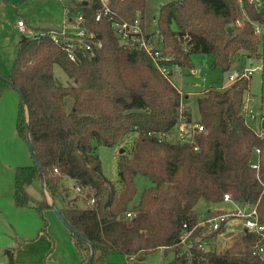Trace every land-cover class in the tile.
I'll return each mask as SVG.
<instances>
[{"label":"trees","instance_id":"16d2710c","mask_svg":"<svg viewBox=\"0 0 264 264\" xmlns=\"http://www.w3.org/2000/svg\"><path fill=\"white\" fill-rule=\"evenodd\" d=\"M81 5L86 25L103 41L97 54L72 62L50 39L48 28L36 29L32 36H22L26 46L20 48L11 73L1 74L0 88L11 86L23 92L29 130L21 97L18 130L25 139L31 138L53 202L93 244L91 264H112L107 258L112 250L138 259L159 248L174 252L171 260L161 264H264L260 251L264 250V132L260 136L243 113L251 77L204 90L198 98V122L204 130L195 134L192 144L170 140L168 135L182 115L193 121L188 96L150 55L120 43L107 18L96 19L97 3ZM110 5L122 19L140 14L145 26L147 0H111ZM156 22L162 59L169 57L162 63L168 65L193 69L191 55L200 52L213 54L214 66L228 70L240 55L259 58L264 53V0H171L161 6ZM257 26L262 33H256ZM55 65L66 74L65 80L56 75ZM132 134L128 147L125 142ZM95 142L123 145L117 180L104 174ZM255 147L260 148L258 154ZM258 159L257 171L252 164ZM15 171V204L34 207L43 220L39 232L47 233L44 211L52 207L46 199H33L28 190L34 184L43 189L38 167L33 161ZM137 174L151 185L131 206ZM68 180L80 186L87 198H94V204L78 205L79 197ZM225 193L241 202L258 203L263 228L243 229L224 250L207 246L208 233L203 235L198 228L195 235L201 239L185 247L183 224L192 227L214 213L197 212L199 199L219 203ZM70 233L85 264L91 247Z\"/></svg>","mask_w":264,"mask_h":264},{"label":"rangeland","instance_id":"374dc122","mask_svg":"<svg viewBox=\"0 0 264 264\" xmlns=\"http://www.w3.org/2000/svg\"><path fill=\"white\" fill-rule=\"evenodd\" d=\"M169 1L171 0H147V8L144 14L147 31L156 28V20L158 19L160 8ZM68 2L69 0H65L66 4ZM65 3L62 0H0V75L9 74L13 70L16 57L22 47V36H32L37 27L62 28L65 19ZM75 15V12L72 13V16L75 17ZM19 20L25 22V29L19 28ZM262 32L263 30L260 33ZM191 60L194 68H181L178 72L174 71L173 81L183 94L186 93L188 96V109L191 112L193 121L200 119L198 98L204 90L212 86L225 88L232 85L234 81L230 80V73L236 69H243L249 66L255 67V70L250 76V86L245 94V99L250 94L249 107L255 111L261 106L264 109V53L259 58H249L245 55H240L228 70H223L221 66H214V56L211 53H193ZM54 69L56 75L62 80L66 79L67 76L59 65H55ZM19 112V91L11 86H7L3 90L0 88V196L3 198L0 199V206L5 207L8 206L7 197L13 195L16 167L33 164L27 139L18 130ZM246 121L255 130L259 129L260 124L258 121L250 119H246ZM176 129L174 127L172 133H169L168 138L170 140L179 141L175 134ZM133 139L134 135L132 134L126 140L125 145L130 147ZM94 144L96 152L102 161L104 174L109 179L117 180L118 158L121 149L124 148L123 145L107 146L96 142ZM135 182L136 194L130 204L131 206L139 202L143 190L151 185V182L142 174L136 175ZM28 190L33 199L42 198L39 184L30 186ZM47 194L50 200L49 193L47 192ZM233 205L234 203L230 201L222 200L219 203H215L208 201L205 197H201L196 204V210L199 213H204L211 208L214 213L210 216H214L219 211L216 210L219 209L218 207H223L227 210L232 208ZM51 211H44V216L49 223L47 233H42L38 230L42 226V217L36 209L33 213L36 215L34 217L38 225L37 223L35 225V220L34 226L27 225V222H32L33 218L24 217L22 219L25 220L27 226L35 230L34 237L23 251L28 252L29 256L36 260L34 264H81L75 246L70 240V229L57 214L54 215L55 220L53 222L50 217ZM228 223L230 225L227 224L228 226L223 231V233L226 232L225 234L219 236L218 234L209 235L208 233L207 239L204 240L207 246L214 247L217 250H224L232 246L242 233L244 220L235 217L231 218ZM52 239H54V242ZM9 241L12 242L13 246L16 244L13 239ZM3 244H5V241L2 240V235H0V259L4 257L10 261V255L7 253L10 247H3ZM33 248L35 253L32 251ZM262 256L264 257V250ZM173 257V251L166 252L165 249L159 248L142 259H127L124 254L116 250H112L107 258L112 264H161L164 261L171 260Z\"/></svg>","mask_w":264,"mask_h":264},{"label":"built area","instance_id":"2783aa9c","mask_svg":"<svg viewBox=\"0 0 264 264\" xmlns=\"http://www.w3.org/2000/svg\"><path fill=\"white\" fill-rule=\"evenodd\" d=\"M65 3V0H62ZM111 0H69L68 4H64V14L65 19L63 21V26L60 29L51 28L48 30L47 34L50 39L65 52L66 56L72 62L78 63L81 61L82 57H94L97 52L103 46V41L98 37L96 32L90 29L86 25V18L84 15V10L82 8L83 3L87 4L89 2H95L99 5V11L96 15V19L100 20L107 18L111 22V26L119 39L120 43L131 47L132 49H138L146 52L152 58L156 67L172 82L174 71H180L181 67L179 65H168L162 63L163 60L169 59V57L162 59L161 52L159 50L160 43L162 42V37L159 33L153 31H147L145 26L142 24V17L137 14L134 19H122L117 15V13L112 9L110 5ZM249 3H255L256 0H247ZM75 12V17L72 13ZM18 26L22 30L25 29L26 25L23 20L18 21ZM262 28L257 26L256 32L260 33ZM44 33V32H41ZM255 70V67H245L243 69H236L230 73V80L234 82L250 77ZM176 85V84H175ZM250 97L248 96L243 105V113L246 119L256 120L259 122V129H256L257 133L262 136L263 129L262 124L264 121V109L261 106L258 110H253L249 107ZM184 107V105L182 106ZM176 132L179 141L183 143L192 144L195 142V134L198 131L204 130V126L198 121L188 122L184 119V115L181 116V120L176 126ZM194 148L197 150L198 146L195 145ZM254 152L258 154L260 152L259 147L254 148ZM252 168L257 171L260 168V160L258 159L252 164ZM57 171V169H55ZM73 189L79 200L85 205L91 206L94 204V198H87L85 192L80 186H74ZM87 200V202H86ZM224 201L233 202L232 208L225 210L224 208H219L218 214L208 217L207 219L200 220L198 223L189 226L187 222L183 224L181 232V243L190 248L194 245V242L201 239L200 235H195V231L200 228L202 234L212 233L214 231L221 232L222 229L228 224L231 218H241L244 220L243 229L251 231H259L263 226L259 222L258 214V203L251 202H241L235 200L230 193L224 194ZM128 216L132 215V212L127 213ZM206 242V241H205ZM263 251V248H260Z\"/></svg>","mask_w":264,"mask_h":264},{"label":"crops","instance_id":"0c3cea01","mask_svg":"<svg viewBox=\"0 0 264 264\" xmlns=\"http://www.w3.org/2000/svg\"><path fill=\"white\" fill-rule=\"evenodd\" d=\"M42 28H47V27H37L36 29H42ZM48 29H51V28H48ZM154 29H151L149 31H153ZM249 67H252V66H249ZM248 96H250V94ZM194 122H196V121H194ZM67 183L69 184V186L73 185L72 180H68ZM14 187H15V184H14ZM39 187H40V191L42 193V198L38 199V200L46 199L45 196L43 195V192H44L43 189H41L40 185H39ZM14 189L15 188H13V195L12 196L10 195L6 199L8 206L7 207L0 206V235H2V240L5 241V244H3V247H10L9 248L10 250H7V253L10 255V261L5 259L4 257H2V259H0V264H14V263H17V264H34V262L36 260H33V258L29 256V253L24 252L23 249H26V245L29 244V242H31L32 238L34 237L33 236L34 231H35L34 228L29 227L27 225H31V226L33 225L34 226V220H35V225H36V223L38 225V222L36 221V219L34 217L36 215H35V213H33V211L35 209H34V207H19V206H17L15 204V200H14ZM0 199H3V198L0 196ZM47 201H48V203L50 201H52L51 196H50V200L48 198ZM78 205H84V203L79 200ZM218 208H220V207H218ZM221 208H223V207H221ZM195 209H196V206H195ZM46 210H52L50 217L52 218V220L54 222V220H55L54 215L56 214L55 211L52 208H48ZM211 210L212 209L209 208L207 211H211ZM24 217L33 218V220H32V222H27V225H26L25 220H22ZM42 223H43V220H42ZM226 226H228V225H226ZM225 227L222 229L221 232L218 233L219 236L226 233V232L223 233ZM40 228H41V226H40ZM48 235H50V234H48ZM10 239L15 240L16 244L14 246H13V244H11L12 242L9 241ZM52 240L54 242V239H52ZM70 240H71V236H70ZM162 249H164V248H162ZM32 251L35 253L34 248L32 249ZM76 252H77V250H76ZM78 256H79V254H78ZM79 258H80V256H79ZM127 259H133L134 260L136 258H133V257L128 258L127 257ZM80 261L82 264L81 258H80Z\"/></svg>","mask_w":264,"mask_h":264},{"label":"water","instance_id":"95a60500","mask_svg":"<svg viewBox=\"0 0 264 264\" xmlns=\"http://www.w3.org/2000/svg\"><path fill=\"white\" fill-rule=\"evenodd\" d=\"M229 29H231V27H229ZM26 46V43H22V48ZM0 78H4L3 75H0ZM19 91V95L20 97L23 99V101L25 102V106H26V112H27V117H28V120H27V131L29 130V126H28V123H29V106L25 100V97H24V94L21 90H18ZM27 141H28V145H29V149H30V152H31V155H32V158H33V161L35 162L36 166L38 167L39 171H40V179H41V184L43 185V191H44V196L46 198V200L48 199V194H47V191L45 189V182H44V176H43V171H42V167L39 163V160L37 158V155L35 153V149H34V145L31 141V138L28 137L27 138ZM124 149L122 148L121 149V152H123ZM49 204L51 205L52 209L56 212V214L58 215V217L63 221V223L71 230L73 231L74 233L78 234L84 241L88 242L86 240V238L84 236L81 235V233H79L71 224H69L65 217L62 215L61 211L59 210L58 206L52 201L49 202ZM90 247H91V255L89 257V259L85 262V264H91L92 262V259H93V254H94V246L91 242H88Z\"/></svg>","mask_w":264,"mask_h":264}]
</instances>
